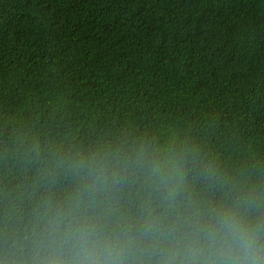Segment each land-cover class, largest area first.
<instances>
[{
  "label": "trees",
  "instance_id": "1",
  "mask_svg": "<svg viewBox=\"0 0 264 264\" xmlns=\"http://www.w3.org/2000/svg\"><path fill=\"white\" fill-rule=\"evenodd\" d=\"M224 210L264 220V0H0V264H162Z\"/></svg>",
  "mask_w": 264,
  "mask_h": 264
},
{
  "label": "clouds",
  "instance_id": "2",
  "mask_svg": "<svg viewBox=\"0 0 264 264\" xmlns=\"http://www.w3.org/2000/svg\"><path fill=\"white\" fill-rule=\"evenodd\" d=\"M157 170L162 175L177 171L170 162H161ZM202 239V245L192 244L162 264H264V220L253 222L239 212L220 211ZM47 264H127V259L121 249L91 235H81L72 245L70 256L54 254Z\"/></svg>",
  "mask_w": 264,
  "mask_h": 264
}]
</instances>
